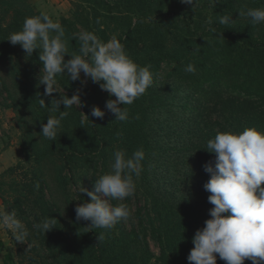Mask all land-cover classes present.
<instances>
[{"label": "rangeland", "instance_id": "1", "mask_svg": "<svg viewBox=\"0 0 264 264\" xmlns=\"http://www.w3.org/2000/svg\"><path fill=\"white\" fill-rule=\"evenodd\" d=\"M29 1L36 10L47 12L54 22L60 24L63 18L71 19L73 13H76L78 9L83 14V18L77 20L76 35L87 30L95 32L98 36L97 27L101 28L102 25V30L108 29V38L115 35L119 39L127 26L135 25L138 19L144 18L147 23L152 24L154 22L157 34L161 37L148 35L139 44V48H142L139 50L140 54L130 56L137 65L150 66V71L153 74V83L149 87L150 89L148 88L143 94L146 95L147 102L145 105L135 108V105L141 102V97L131 105H120V107L127 108L129 119L124 122L116 121V117L105 108L106 102L109 99H115V97H110L108 92L104 90L95 94L91 100L90 110L94 106H99L106 114L103 119L97 118V120L107 123L109 134L116 132V125H118L117 130L122 135L117 136V132L110 135L114 142L110 147L111 155L106 156L105 163H102L104 158H99V164L95 166H91L89 161H73L71 163L72 170L63 167L64 163L60 155L69 150V143L85 134L84 124H81L80 119L85 120L87 113L84 112L82 103L79 106L73 105L67 110L68 115L61 121V127L55 141L48 140L40 135L42 123L47 122L49 115L58 117L59 112H51L49 107H41L40 99H44L45 103L51 106L53 99H61V94H66L71 98L82 89L89 91L94 83L88 80L85 87L80 88L78 82V85H69V88L65 89L59 86L56 77L57 87L61 92L58 91L51 96H45V86L40 84L36 85V90H25L22 85L24 81L21 83L19 79L14 78L9 71L10 63L4 62L3 59H7V57L3 54L4 51L0 45V176L8 173L7 183L0 192V197H4V200L10 202L8 206H11V210H15L17 213L16 198H21L24 204L23 208L27 206L26 201L21 197L20 190L23 189L21 184L29 182L33 176L37 179L36 175L42 173L48 185L46 191L48 199L53 201L54 205L56 202L59 207L61 206L60 209L64 210L67 201L72 200L71 197L65 198L64 184L69 191L67 194L70 196L78 195L79 188L82 187L93 190L94 180L110 171L112 155L116 150H125L127 155L131 156L135 150L143 147L146 156L142 162L143 171L141 175L138 178L134 177L136 183L134 195L124 201H115V203L112 201V203H124L130 208L132 216L128 221H122L120 224L126 227L127 232L136 227V230L142 229L143 233L148 234L150 248L156 259L162 256L163 250H166L168 254L174 252L179 248L177 240L181 238L182 234H185L190 223L191 206L188 202L191 198L194 199L192 196L197 197L200 194L204 196L202 208L205 210V214L209 213V210L214 206L208 202L210 193L204 189V185L210 180L211 174L201 168L200 165L197 167V162L193 165L191 159L189 163V159L186 157H175V150L173 149L176 146L174 145L176 139L173 130L170 128L174 116L180 112L179 106L182 104L180 102L178 108L173 107V104L176 103L175 100L173 101L174 92L180 86L181 81L176 77L171 62L168 61L163 65L160 64V66H158V62L161 61L164 54L171 52L177 41L178 46H182L183 44L180 45V43L190 41L191 36L203 37L204 33L206 35V33L215 31L220 32L219 38L224 42H231L236 48V52L239 51L241 43L228 34L226 35L224 31L219 30L221 28L226 29L227 26L235 29L243 27V29H248V33L252 34L255 39L264 38V23L252 25L250 18L239 15L241 10L264 8V0H197L196 6L184 4L181 0ZM169 11L170 15L166 16ZM173 13L176 18L175 22L178 20L176 23L179 28L178 32L173 30L174 27H169L173 20ZM160 15L162 18L159 17ZM223 15L231 17L233 22L220 24L219 19ZM118 16L126 18L118 19ZM86 17H89L88 27L80 24ZM113 17L116 18L110 19ZM165 18V23H161ZM97 20L100 21L99 24H97ZM8 21L9 18L5 22ZM8 25H3V27L7 28ZM151 94L152 98H150ZM160 100L164 101L166 111L158 107L157 103ZM149 105L156 106L150 113V117H145L143 112L141 116L138 115V112ZM60 110H65L63 104H61ZM80 113L82 114L81 117H79ZM216 116L214 114L213 118ZM137 117L139 118L135 120ZM142 118L147 121L150 120L148 124L151 129L146 128L145 125L141 129L138 127L133 131L123 128L125 123L136 127L137 121L142 122ZM253 119L255 118L252 116L251 120ZM165 124H167V131L161 132L159 136L158 127L163 128ZM144 129L148 138L147 142L143 141V133L137 132ZM39 154L46 156L45 162L42 164H37L35 159ZM9 170L14 172L9 173ZM34 182L39 184L37 180ZM261 186L264 187V185ZM83 194L85 201L90 202V197L84 192ZM190 195L191 198L189 199ZM73 199L75 198L73 197ZM5 208L6 204L2 198L0 199V212H6ZM141 214L144 216L150 214L151 221H156L155 229L152 226L141 224V220H139ZM63 215L66 217V222L71 224L69 213L68 216L65 212ZM17 217L21 220L20 215ZM21 221L27 228V221ZM142 221L145 224L149 222L148 216L144 217ZM169 222L179 224V229L172 227L173 230H171V227L167 226ZM194 226L197 228V224ZM69 227L73 230L71 226ZM136 230L134 232H137ZM167 234L170 236L169 239L167 238L168 240L165 238ZM13 240V234L10 230L0 229V264H21V257L17 253V243ZM23 244L28 253L34 247L28 241L23 242ZM35 252L36 250H34V254H36ZM28 255L30 254L26 253L25 256H22L25 258V264H29L26 261ZM37 261L39 258H36Z\"/></svg>", "mask_w": 264, "mask_h": 264}, {"label": "trees", "instance_id": "2", "mask_svg": "<svg viewBox=\"0 0 264 264\" xmlns=\"http://www.w3.org/2000/svg\"><path fill=\"white\" fill-rule=\"evenodd\" d=\"M40 13L29 0H0V45L4 51L3 54L7 57L3 60L10 63L9 71L13 77L19 79L21 83L24 81L22 85L25 90H36V85L39 84L42 69V64L39 61L40 50L37 49L32 56H27L19 44L13 46L6 39L11 33L22 29L26 17L37 16ZM166 14L169 16L170 11ZM172 15L173 20L169 27H174L173 30L178 32L179 28L176 24L178 20L175 22V14ZM159 17L162 18L161 15ZM7 18L9 21L5 22ZM80 18H83V14L77 9L71 19L63 18L61 22L65 29L70 52H78L79 49L75 37L77 20ZM114 18L116 17L110 19ZM117 18L125 19L126 17L118 16ZM165 20L166 18L161 23H165ZM80 24L88 27L89 17L84 18ZM3 25H8V27L5 28ZM97 29L98 37L106 42L109 39L107 37L108 29L102 30L99 26ZM219 30L241 43L239 51L236 52V48L231 42H224L219 38L220 32L215 31L206 33V35L204 33L203 37L191 36L190 41L180 43V45L183 44V47L178 46L177 41L171 52L164 54L161 61L158 62V66L168 61L171 62L176 77L181 81L180 86H182L175 90L173 97V101H176L173 104L174 108H178L179 103L182 102L179 106L180 112L174 116L170 128L176 139V143H174L176 146L173 149L175 157H186L189 159V163L191 159L193 165L197 162V167L200 165L203 169H205V164L215 160V154L208 152L205 148L207 141L213 139L217 132L239 133L245 128L252 127L264 132V38L255 39L252 34L248 33V29H243V27L235 29L227 26L226 29ZM148 35L161 37L157 34L154 22L150 24L144 18H140L135 25L125 28L119 40L129 56H136L140 54L139 50H142L139 48V44ZM70 58V56H65V60ZM188 64L195 66L194 73L184 71ZM82 74L81 80L84 79ZM57 79L59 86L65 89L69 88V85L76 86L79 83L80 88L85 87L81 80L71 81L65 74L58 75ZM91 87L89 91L82 89L79 92L83 110L89 119L86 118L82 123L79 118L81 124H84L85 134L69 143V150L60 155L64 168L72 170L71 163L73 161H89L91 166H95L99 164V158H104L102 163H105L106 156L111 155L110 147L114 142L110 135L120 132L117 130L119 126L116 125V132L109 134L107 123L91 116V100L95 94L102 91L99 84L94 83ZM145 96H141L142 100L138 105H135V108L145 105L147 102ZM152 97L151 94L150 98ZM212 104H214L213 107H211ZM157 105L166 111L163 100L158 101ZM155 107L149 105L138 112V115L141 116L143 112L145 117H150V113ZM214 114L217 115L216 118H213ZM81 115L80 113L79 117ZM252 116L255 119L251 120ZM148 122L150 120L142 118V122L137 121L136 127L125 123L123 128L133 131L138 127L141 129L145 125L146 128L151 129ZM145 129L137 132L140 134L141 131L144 136L143 141L147 142ZM165 130L167 131V124L163 125V128L159 126L158 135L160 136V133ZM45 157L42 154L37 155L35 158L37 164L44 163ZM12 172L14 171L9 170V173ZM7 174L0 176V192L7 183ZM36 178L33 176L29 182L21 184L23 187L20 190L21 197L24 198L27 206L23 208L24 204L20 197L15 200L18 209L17 215H20L21 220L27 221L29 236L26 241L34 245L28 253L24 249V244L16 242L13 236V241L17 243V253L21 257V264H25V258L22 256H25L26 253L30 254L26 260L29 264H189L187 257L194 247L192 239L196 231L205 226L204 222L211 218L209 213L205 214V210L202 208L204 196L200 194L197 197L192 196L194 197L192 199L190 195L189 199L191 198V200L188 202L191 206V208L189 207L190 223L185 234H182L181 238L177 240L179 248L169 254L163 250L162 256L156 259L150 248V238L148 234L143 233L142 229L138 231L135 227L127 232L126 227L120 223L111 230L91 229L86 228L90 227V221H78L75 208L78 204L86 202L83 192H80L82 188H79L78 195L70 196L67 194L69 191L65 188L66 185H63L65 198L71 197L72 200L67 201V206L65 205V209L62 210L56 202L55 206L53 201L48 199L46 193L48 185L45 176L39 173ZM35 180L40 184L38 189ZM2 198L6 204V212L11 211V206H8L10 202L4 200V197H0V199ZM64 212L67 216L69 213L71 224L66 222ZM48 216L57 219L53 229L45 234L33 228L34 223H38ZM147 216L149 222L145 224L142 219ZM139 220L143 226H152L153 229L157 225L156 221H151L150 214L145 216L141 214ZM195 224H197V228L194 226ZM167 226L171 227V230H173L172 227L179 229L177 223L169 222ZM135 230L137 232H134ZM101 232L104 233L102 242L98 240V233ZM165 238L169 239L170 236L167 234ZM34 250H36V254H34ZM36 258H39V261L36 262ZM217 264H226V262L217 256ZM244 264H252V261L245 260Z\"/></svg>", "mask_w": 264, "mask_h": 264}, {"label": "clouds", "instance_id": "3", "mask_svg": "<svg viewBox=\"0 0 264 264\" xmlns=\"http://www.w3.org/2000/svg\"><path fill=\"white\" fill-rule=\"evenodd\" d=\"M182 3L196 6L197 0H181ZM240 17L250 18L252 25L264 23V8H249L239 12ZM231 17L223 15L219 23L229 24ZM100 21L97 20V24ZM102 29V25H101ZM79 44L78 52H70L65 29L59 22H54L47 12L26 17L22 29L13 32L6 39L13 46L19 44L27 56L39 49V61L42 64L39 84L45 86V96L61 92L57 87L56 77L65 74L71 81L84 79L99 84L101 90L110 97L105 108L116 117V121H127L129 113L125 105H131L141 97L153 83L150 66H139L128 55L120 40L111 36L102 41L93 31H81L75 37ZM65 56L71 58L65 60ZM184 71L194 73L195 66L188 64ZM63 104L65 110L61 111ZM41 107H49L59 116L49 115L42 123L41 137L55 141L61 121L68 115L73 105H81L79 92L69 98L61 94V99H53L51 106L40 99ZM120 105H124L120 107ZM105 111L94 106L91 116L105 117ZM86 118L89 119L87 115ZM139 117H137L138 119ZM83 123V121H82ZM122 135L121 132L116 133ZM215 154L214 162L204 165L211 174L204 189L210 193L208 202L210 219L205 226L196 231L187 260L189 264H217L219 259L226 264H264V132L256 128H245L242 132H217L207 141L205 148ZM143 147L128 156L125 150H116L112 155L110 171L94 180L93 190L82 187L90 197V202L78 204L75 208L78 221H90L91 229L111 230L118 223L128 221L132 216L124 201L134 195L136 183L143 171L145 160ZM37 189L39 184L36 185ZM227 213V215H225ZM57 219L44 217L34 223L33 228L47 233L54 228ZM0 229L10 230L16 242H25L29 231L17 217L15 210L0 212ZM98 240H104V233H98Z\"/></svg>", "mask_w": 264, "mask_h": 264}]
</instances>
